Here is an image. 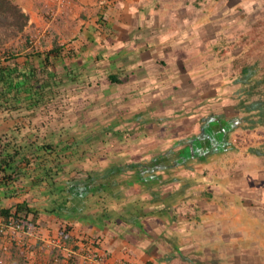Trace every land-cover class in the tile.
Instances as JSON below:
<instances>
[{
  "label": "rangeland",
  "instance_id": "obj_1",
  "mask_svg": "<svg viewBox=\"0 0 264 264\" xmlns=\"http://www.w3.org/2000/svg\"><path fill=\"white\" fill-rule=\"evenodd\" d=\"M13 1L29 15V21L31 15L36 20L31 22V28L27 25L6 46L19 49L22 62L29 53L28 60L34 64L41 63L45 54L57 49L51 54L53 69L57 73V81H54L56 93L46 100L51 112L43 115L35 112L33 107H22L12 113H0V135L15 134L23 140L30 136L33 143L30 149L39 143L30 122L44 119L52 128L50 132L55 130L54 126L56 132L69 128L81 131L82 149L91 152L87 163L104 165L126 152L130 158L148 153L158 145L167 146L166 134L183 137L198 132L201 129L199 118L212 112L224 113L227 117L247 116L249 112L243 105L264 99V83L242 82V69L247 64H257L259 73L256 78L263 77L264 43L260 47L255 39L249 47L246 43L235 45L238 41L254 38L252 30L256 28L264 37V0H129L127 4L103 0L98 3L99 8L95 12L88 11L89 14L84 8L86 2L80 1L87 14L81 12L80 17L86 19L87 24L94 21L95 32H104L107 37L104 42H111V45L102 42L110 49H106L100 66L88 68V78H69L75 76V69L80 71L82 67L77 64L73 67L71 63L64 65L65 57L61 55L64 49L70 48L65 50V55L69 54L72 59L75 52L72 48L79 41H89L88 34L85 36L88 25L85 26L80 17H74L76 10H81L77 7L80 6L79 0H22L31 8L29 11L19 0ZM128 4L129 13L123 10ZM117 6L125 12L120 13V9L115 14L113 7ZM112 18L115 23L110 26ZM57 29L65 30V40ZM100 36L98 40H101ZM170 47L172 51H169ZM178 47L180 51L176 54ZM160 59L166 62L158 61ZM112 71L121 73L124 81L110 82ZM17 122L22 123L20 130H17ZM248 125L249 122L244 121L243 128L232 133L233 150L223 158L199 166L201 172L207 168L208 176L203 180L214 175L230 178L227 184L216 182L212 186L232 204L227 206L224 214L214 210L205 213L220 221L221 226L207 225V234H195L203 247L192 256L196 243L186 245L181 252L177 245L181 240L176 241L177 237L186 234H172L158 227L161 234L140 240L149 246H142L140 252L148 253L153 264H191L192 259L194 264H264V253L255 240L245 249L235 243L231 245L225 240L230 235L225 233L228 229L223 227L234 224V221H249L245 208L240 210L233 205L235 198L264 221V170L257 167L264 161V156H256L250 150L252 146L264 144V128H250ZM32 180L33 177L26 179L29 183ZM29 183L27 187L13 184V195L0 187V207L27 199L33 210L38 211L36 226L29 229L31 234L3 242L0 239V264H86L85 256L92 248H100L105 264L127 260L112 257L104 250L102 236L90 234L86 226L72 232L74 227L67 223L72 218H66L61 224L57 221L55 228L51 215L43 214L51 213L46 188L30 186ZM199 184V180L195 181L193 187ZM16 187L19 192L14 195ZM189 209L194 208L184 205L179 210L186 213ZM80 221L83 220L76 219L77 223ZM257 223L250 221L247 226L255 238L260 236L264 245V228L259 229ZM46 231L48 234H44ZM70 231L73 234H69ZM211 231L222 234H212ZM168 236L176 238L173 243L178 249L171 247ZM252 238L249 236L248 241L251 242Z\"/></svg>",
  "mask_w": 264,
  "mask_h": 264
},
{
  "label": "trees",
  "instance_id": "obj_2",
  "mask_svg": "<svg viewBox=\"0 0 264 264\" xmlns=\"http://www.w3.org/2000/svg\"><path fill=\"white\" fill-rule=\"evenodd\" d=\"M28 23L29 15L13 0H0V113H12L22 107H33L35 112L43 115L52 110L46 100L56 93L54 84L57 73L53 69L51 54L57 49L45 54L41 63L34 64L28 60L29 53L22 62L19 60L20 50L13 45L6 46L7 42L25 30ZM259 32V29H253L254 38L238 41L235 45L246 43L249 47L256 39L258 42H254L261 47L264 37ZM59 46L57 48L61 49ZM256 65L247 64L243 67L242 82L264 83V71L262 78H256L259 73ZM109 79L113 83H122L125 78L121 73L113 71ZM243 108L249 112L247 116L237 114L227 117L224 113L213 112L202 116L199 118L201 129L198 132L183 137L166 134L164 138L169 139V145H158L148 153L131 155L130 158L127 152L123 153L107 167L87 163L91 152L82 149L81 131L69 128L67 131L56 132L54 126L55 130L50 132L52 128L47 126L44 119L31 121V130L39 141L33 149L29 148L33 144L30 136L23 140L15 134L0 135V187L13 195V184L20 183L22 187H27L29 182L26 179L33 177L29 185L46 188L53 203L51 211L59 217L87 219L97 224L104 218L112 223L122 218L142 229L145 218L155 213L153 210L146 211L147 207L164 203L171 208L187 202L189 197L197 196L194 195L196 187L193 186L198 180L201 183L196 188L201 191L198 199L224 207L226 197L212 185L216 182L227 184L230 178L214 175L211 178L209 176V180H203L204 176H208L207 168L201 172L199 166L223 158L233 150L235 144L231 135L243 128L244 121L249 122L250 128H264V99L254 100L243 105ZM21 128L22 123L17 122V130ZM250 150L256 156H264V144L252 146ZM48 154L55 156L48 158ZM257 167L264 170V161ZM133 185L141 187L140 191L134 190L137 188ZM166 187L170 189L165 190ZM15 190L14 195L18 194L19 187ZM131 195L137 196L129 207L127 204ZM239 202L235 198L234 203L237 205ZM32 213L33 218H30ZM91 214H94L93 217ZM0 215L7 219L16 218L26 231H30L31 227L36 226L38 211L33 210L30 202L24 199L10 206H1ZM182 216L188 220L195 217L194 214ZM198 216L195 219L201 218ZM253 220L258 222L256 225H263L256 217L249 216V221L243 220L247 232L252 231L247 223H254Z\"/></svg>",
  "mask_w": 264,
  "mask_h": 264
},
{
  "label": "crops",
  "instance_id": "obj_3",
  "mask_svg": "<svg viewBox=\"0 0 264 264\" xmlns=\"http://www.w3.org/2000/svg\"><path fill=\"white\" fill-rule=\"evenodd\" d=\"M80 1H82L83 3L86 2V6L84 7V5L81 4ZM119 1L127 4V1H129V0H118V2ZM19 2L24 6V8L27 11H29L31 9V8H28V5L26 6L24 1L19 0ZM102 2H103V0H79L80 6H77V7H79V9H81V10H78V11L76 10L74 17H76V16L80 17L81 14L84 13L83 7L86 9V13H88V14L90 13L88 11L95 12L99 8L98 3H102ZM91 4H93V5H91ZM124 6H123V10H127V13H129V8H130L129 4H128V6L127 5L125 7ZM113 8H114L115 14L120 9H121L120 13L125 12L122 10V7L117 6V7H113ZM31 12L33 14V10ZM137 12H139V10H137ZM86 13H84V15H87ZM79 19H83V24H85V26L88 25V30H87L85 36L88 34V37H89L88 42L89 43L79 41V43L75 46V48H72L73 51L77 52V53L74 52L75 54L73 53L72 59L70 58L71 56H69V54H68V56L65 55L66 54L65 50H67V49L69 50L70 48L66 47L67 49H64V51L62 52L63 54H61V55L65 57V58H63V64L64 65L71 63V66H73V67L76 64L82 67V70H80V71L75 69L74 70L75 76H69V78H74L76 76H77V78H88L86 75L88 68L90 66H100L101 65L100 61H102V58L106 56L105 55L106 49H110V46H107L105 44L111 45L110 41L104 42V41H107V37H106V35H104V32L103 33H100L101 31L95 32L96 28L94 27V25L96 26V23H94V21L87 24L86 19H84L82 17H80ZM35 20L36 19L34 18V16L31 15L27 28H31V22L35 21ZM73 22H75V21L73 20ZM114 23H115L114 18H112L109 21V25L112 26ZM57 31L60 33L61 36H63L62 39L65 40L66 35L64 34L65 32H63L65 30H61V29L58 30L57 29ZM68 35H70V34H68ZM107 35H109V34H107ZM55 36H59V35L55 34ZM99 36H100L101 40H98ZM112 37H114V36H112ZM102 39H103V41H102ZM111 39H113V38H111ZM102 42H104L105 44ZM170 50L172 51L173 49L170 47L169 51ZM179 51H180V48L178 47L176 49L175 53L179 52ZM158 61L166 62L165 60H161V59ZM128 78H129V76H128ZM163 78H164V76H163ZM109 165H110V163H106L104 165H98V166L107 167ZM132 187L137 188L134 190L140 191V189H141V187L139 188L135 185H133ZM197 187L198 186H196V188ZM196 188L194 189V192H195L194 195L199 196L201 191H200V189H196ZM165 190H169V189L165 188ZM131 192H132V190L129 191V193H131ZM48 194H49V199L47 201L49 202V204L48 203L47 204H48L49 208H52L53 203L51 200V195L49 192H48ZM136 196L137 195H135V196L131 195V199H129L130 202H129V204H127V205H129V207L132 206L133 200L136 198ZM197 196L189 197L188 201H187L188 203L183 202L181 205H178V206L173 205L171 208H169L164 203H162L160 205L156 204V205H153L151 207H147L146 211H152L153 210L155 213H153V215H151L150 217L145 218L144 229H142V227H138V226L134 227L130 223H127L126 221H124L122 218H119L117 220V222H113V223L110 222L108 218H104L102 222L98 221L99 222L98 224L96 222L90 221V223L88 225L87 224L88 220H83V221H80L77 223L76 219H69L70 222H67V223H69L70 225H72L74 227V228H72V230L75 229L72 231L74 233H76L80 228L85 229V226H86V229H89V231L91 232L90 234L101 235L103 238L102 245L104 247V250L106 249L105 251H107L109 254H111L112 257L126 258L127 260H130V261L134 262L135 264H149L150 262H152L151 261L152 257L151 256L149 257L148 253H144V251H143V253L140 252L141 248H144V247L147 248V246H148V244L143 245L142 243H140L141 242L140 240H143L144 238L148 239L149 236H153V234H161L162 231H168V233H172V234H186L187 237L186 236L185 237L184 236L177 237L176 241H178V238H181V240H182V241L180 240L179 243L177 242V245H178L179 251L181 252L182 248H184L186 245H191V244L196 243V245H194V247L192 248L193 249L192 252H194V253L190 254V256H192L193 254H197L198 251H201L202 247H203L202 242L198 243L200 241L197 240V237L195 234H207L206 233L207 225L211 227L212 224H214V225L219 224L218 227L221 226L220 221H217V219H213V218L208 217L207 215H205V213L209 210H214L216 213L224 214V212L227 210L226 209L227 206L232 204L231 202H226V204H224V207H222L221 205H219L215 202H207L204 199H198ZM15 203H16V201H13V203L8 204V206L15 204ZM184 205L191 206L194 209H189L186 213H183V211H180L179 209L181 206H184ZM233 205L237 206L238 208L240 207V210H242V209L244 210V208H245V210L247 211L249 216L256 217L263 224V225L259 224V225H257V227H259V229L262 227L264 228L263 219L252 214L253 212H251L248 208H246L245 204L243 202H241V200H240L239 204H237V205L233 202ZM1 206H5V205L2 204ZM166 208L168 210H166ZM43 214H45L44 216H50L51 215L50 216V218L52 219L51 223H52V225L55 226V228H57V221L60 224L64 223L66 221V218L59 217L56 214V212H54V211H51V213L49 212V213H43ZM182 214H187V215L194 214L195 217L193 220H188L185 217H183ZM198 214L201 216V218L195 219L196 215H198ZM93 215L91 214L92 217H93ZM170 216L171 217L174 216V217L171 218ZM234 220H235V218H234ZM228 221L231 222V220H229V219H228ZM233 223L234 224H231L228 226L223 225V227H226V229H228L227 232H225V233L230 234V235H228L229 237H227V239H225L227 242H230L231 245H233L234 243L238 244V246L240 248L245 249L252 244L253 240H255L254 242H256L257 245L259 246V248L261 249V253H264V245L260 242V240H261L260 236H259V239H260L259 240L258 238H254V234H251V232H247L245 230L246 226H245L244 222H240V223L237 222L236 223L234 221ZM174 224H175V227H173ZM182 225L186 226V228H184V229L181 228ZM151 227H153V228H151ZM158 227L162 228L161 233L158 232V230H157ZM72 232L70 231L69 234H73ZM211 233L212 234H222L221 232H214V231H211ZM44 234H48V231H46ZM249 236H253L251 242L248 241ZM133 237H136L138 240L134 239ZM150 238H152V237H150ZM168 238L172 241L171 247L177 248L175 246V244L173 243V241L176 238H174V237L172 238L171 236H168ZM246 240H247V242H246ZM142 246H144V247H142ZM190 263L194 264L193 259Z\"/></svg>",
  "mask_w": 264,
  "mask_h": 264
},
{
  "label": "built area",
  "instance_id": "obj_4",
  "mask_svg": "<svg viewBox=\"0 0 264 264\" xmlns=\"http://www.w3.org/2000/svg\"><path fill=\"white\" fill-rule=\"evenodd\" d=\"M24 234H31L30 231H26L22 223H19L16 218L10 217L7 219L5 216L0 215V239L6 241L7 239H16ZM7 248V245L4 244ZM86 264H105V258L100 248L89 249V254L85 256ZM116 264H135L129 260H120Z\"/></svg>",
  "mask_w": 264,
  "mask_h": 264
}]
</instances>
